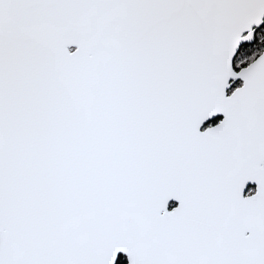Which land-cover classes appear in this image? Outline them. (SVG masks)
I'll return each instance as SVG.
<instances>
[{"label":"snow or ice","instance_id":"snow-or-ice-1","mask_svg":"<svg viewBox=\"0 0 264 264\" xmlns=\"http://www.w3.org/2000/svg\"><path fill=\"white\" fill-rule=\"evenodd\" d=\"M0 264H264V0H0Z\"/></svg>","mask_w":264,"mask_h":264}]
</instances>
